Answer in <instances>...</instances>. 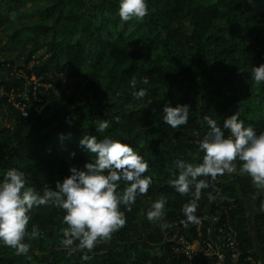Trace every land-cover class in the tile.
Wrapping results in <instances>:
<instances>
[{"label":"trees","instance_id":"obj_1","mask_svg":"<svg viewBox=\"0 0 264 264\" xmlns=\"http://www.w3.org/2000/svg\"><path fill=\"white\" fill-rule=\"evenodd\" d=\"M119 3L0 0V116L6 113L11 123L0 124V178L15 167L25 173L26 188L41 194L54 189L70 166L82 168L90 159L80 145L87 135L130 144L147 161L144 175L153 181L130 211L121 206L125 225L91 252L69 255L63 248V210L34 208L26 230L36 225L43 235L26 238L32 249L26 255L0 246V264H215L210 257L174 253L175 241L185 236L202 247L208 231L223 236L228 227L235 234L230 254L237 264H252V235L264 249V191L238 172L241 162L215 181L201 177L215 188L202 190L196 224L181 222L182 205L191 197L177 193L170 180L178 159L202 162L197 149L208 131L205 115L222 126L237 112L245 126L264 131V83L250 76L252 66L264 64V0H147V15L127 22L119 18ZM145 78L147 85L140 83ZM142 87L145 97L135 98ZM13 102L23 104L25 114ZM166 103L188 104V123L165 125L160 117ZM101 119L109 122L104 133L94 125ZM124 187L121 181L117 190ZM207 192L215 200L209 202ZM160 197L167 200L168 228L145 219ZM245 200H254V234ZM84 254L89 259L82 260Z\"/></svg>","mask_w":264,"mask_h":264},{"label":"clouds","instance_id":"obj_2","mask_svg":"<svg viewBox=\"0 0 264 264\" xmlns=\"http://www.w3.org/2000/svg\"><path fill=\"white\" fill-rule=\"evenodd\" d=\"M147 0H120L118 14L121 21L133 18L142 19L147 15ZM251 78L257 83H264V64L252 66ZM137 80L131 79L130 86L135 89ZM147 85V78L140 81ZM132 95L143 99L146 89L140 88ZM190 106L165 104L160 119L173 129L188 123ZM203 121L208 126L204 138L199 142L197 151L203 152L202 162L193 165L183 159L175 162L173 178L170 185L180 195H189V201L182 205V223L185 226L199 223L196 215L198 201L202 190L208 189L210 177L215 181L218 175L237 171L236 161L241 165L240 174H247L251 183L264 191V131L257 134L251 125L245 126L237 112L226 117L222 126L205 115ZM98 133L108 129L109 122L101 119L94 124ZM225 131L229 134L226 136ZM80 145L90 154L82 168L69 167V175L57 180L55 188H45L37 192L26 188L25 173L18 168H8L0 178V246L12 248L16 255L29 253L33 240L43 235L33 225L27 231L30 220L29 213L40 206L49 205L64 211L60 243L71 255L78 251L91 250L103 240L111 238L113 232L122 228L126 219L120 210L124 206L131 210L138 195H145L152 184V177L144 175L148 171V163L134 151L133 147L121 140L104 136L97 140L95 136H83ZM123 190L118 191L121 183ZM209 202L215 200L213 192H207ZM167 200L160 197L151 202L145 213L149 222L163 221V228L171 225L164 220ZM82 260L89 259L87 254Z\"/></svg>","mask_w":264,"mask_h":264},{"label":"built area","instance_id":"obj_3","mask_svg":"<svg viewBox=\"0 0 264 264\" xmlns=\"http://www.w3.org/2000/svg\"><path fill=\"white\" fill-rule=\"evenodd\" d=\"M44 87H50L48 84H44ZM13 106L20 110L22 114H25L24 105L19 102H13ZM226 232V233H225ZM223 236L214 235L211 231H208L206 235L201 251L204 253L206 258H213L215 264H223L224 261V251H230L234 248L235 234L231 228L220 231ZM192 242H190L185 236H179L175 241V246L173 247L174 253H179L185 255L187 258H191L196 255V251L192 248ZM248 260L252 264H257L256 261L248 257Z\"/></svg>","mask_w":264,"mask_h":264},{"label":"crops","instance_id":"obj_4","mask_svg":"<svg viewBox=\"0 0 264 264\" xmlns=\"http://www.w3.org/2000/svg\"><path fill=\"white\" fill-rule=\"evenodd\" d=\"M248 201V200H247ZM245 200V205L247 208V213H246V220H247V225L249 231L253 233V225H252V216L254 214V202L252 206ZM251 202V201H249ZM253 240H254V252L256 254V263L257 264H264V249L263 246L259 245L255 236L252 235ZM192 248L196 251L198 254L199 258H206L204 253L201 251V247L198 243V241H193L192 243ZM223 264H237V261L234 256L230 254L229 251H224V261Z\"/></svg>","mask_w":264,"mask_h":264},{"label":"rangeland","instance_id":"obj_5","mask_svg":"<svg viewBox=\"0 0 264 264\" xmlns=\"http://www.w3.org/2000/svg\"><path fill=\"white\" fill-rule=\"evenodd\" d=\"M32 80H33V82H38L37 81V79L38 78H31ZM219 83H220V80H219V78H217L216 79V81H215V87L212 89V91H214V92H217V90H218V85H219ZM4 112V111H3ZM11 124L10 123V119H9V117L6 115V113L3 115V116H0V124H4L6 127L9 125V124ZM262 192V190H258V193H261ZM247 201V200H246ZM249 204H250V206H252V204H253V202H254V200L253 201H251V202H249V201H247ZM143 204H144V206H148V202L147 201H144L143 202ZM254 234V233H253ZM259 244V243H258ZM260 245V244H259ZM150 247H152L151 245H149ZM30 250H32V249H30Z\"/></svg>","mask_w":264,"mask_h":264}]
</instances>
